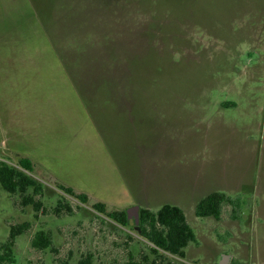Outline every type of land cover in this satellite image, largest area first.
<instances>
[{
	"label": "rangeland",
	"instance_id": "rangeland-1",
	"mask_svg": "<svg viewBox=\"0 0 264 264\" xmlns=\"http://www.w3.org/2000/svg\"><path fill=\"white\" fill-rule=\"evenodd\" d=\"M21 158L42 195L0 186V243L30 225L12 264H264V0H0V161ZM212 192L238 203L196 217ZM96 203L175 205L196 243L158 259ZM38 231L56 252L31 245Z\"/></svg>",
	"mask_w": 264,
	"mask_h": 264
},
{
	"label": "trees",
	"instance_id": "trees-1",
	"mask_svg": "<svg viewBox=\"0 0 264 264\" xmlns=\"http://www.w3.org/2000/svg\"><path fill=\"white\" fill-rule=\"evenodd\" d=\"M34 165L25 158L18 160V168L11 167L3 161H0V186L10 195L16 193L25 194L28 189H32L34 195H42V184L30 174H33ZM57 188L64 194L73 197L82 204H87L88 198L84 194H77L72 189L57 185ZM238 200L226 196L221 192H212L201 198L194 209V214L198 218H213L219 220L222 214L223 205L229 204L235 206ZM24 206L31 205L35 211L40 207V201H34L32 198H23ZM91 208L113 221L121 227H127L129 219L124 210L111 211L102 203H96ZM55 217L72 216L73 210L63 201H58L51 212ZM137 234L149 243V254L158 259L163 258L164 254L185 257L184 249L189 244L196 243V236L192 228L186 221L182 209L175 205L164 204L157 211L149 209H140L138 223L135 224ZM29 223L14 225L10 227L7 240L0 243V264H12L14 261L13 248L16 238L28 231ZM31 245L34 248L45 250L50 249L56 252L53 244L52 235L44 231H38L31 239ZM60 264H67L61 262ZM76 264H93L92 253L82 256ZM123 264H157L156 260H150L147 255L140 259L134 258L128 254L127 260Z\"/></svg>",
	"mask_w": 264,
	"mask_h": 264
},
{
	"label": "water",
	"instance_id": "water-1",
	"mask_svg": "<svg viewBox=\"0 0 264 264\" xmlns=\"http://www.w3.org/2000/svg\"><path fill=\"white\" fill-rule=\"evenodd\" d=\"M125 212L129 220L133 219L135 224L138 223V218H139V207L138 206H132L128 208ZM229 259H230V256L223 255L219 264H228Z\"/></svg>",
	"mask_w": 264,
	"mask_h": 264
},
{
	"label": "crops",
	"instance_id": "crops-1",
	"mask_svg": "<svg viewBox=\"0 0 264 264\" xmlns=\"http://www.w3.org/2000/svg\"><path fill=\"white\" fill-rule=\"evenodd\" d=\"M132 106V104H129V105H127V107L126 108H128V107H131Z\"/></svg>",
	"mask_w": 264,
	"mask_h": 264
}]
</instances>
